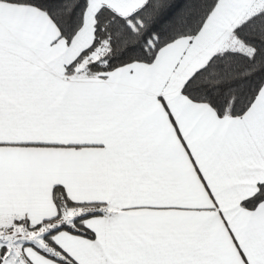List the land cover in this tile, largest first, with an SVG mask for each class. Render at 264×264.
<instances>
[{"label": "snow or ice", "instance_id": "6c2138e0", "mask_svg": "<svg viewBox=\"0 0 264 264\" xmlns=\"http://www.w3.org/2000/svg\"><path fill=\"white\" fill-rule=\"evenodd\" d=\"M0 264H264V0H0Z\"/></svg>", "mask_w": 264, "mask_h": 264}]
</instances>
